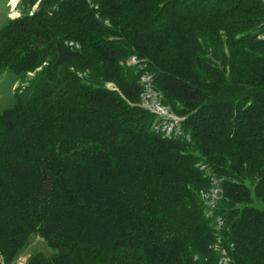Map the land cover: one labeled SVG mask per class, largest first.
I'll list each match as a JSON object with an SVG mask.
<instances>
[{
    "label": "trees",
    "instance_id": "trees-1",
    "mask_svg": "<svg viewBox=\"0 0 264 264\" xmlns=\"http://www.w3.org/2000/svg\"><path fill=\"white\" fill-rule=\"evenodd\" d=\"M19 12L0 31L23 83L0 112V264L33 238L54 255L27 264H264V0Z\"/></svg>",
    "mask_w": 264,
    "mask_h": 264
},
{
    "label": "rangeland",
    "instance_id": "rangeland-1",
    "mask_svg": "<svg viewBox=\"0 0 264 264\" xmlns=\"http://www.w3.org/2000/svg\"><path fill=\"white\" fill-rule=\"evenodd\" d=\"M22 4L23 0H0V31L7 25L9 19H14L20 16L19 6H22ZM37 7L38 5H36L34 9ZM129 63L136 64L137 60L133 58ZM33 77L34 74H29L28 80ZM144 81H148L147 76L144 78ZM22 84L23 83L18 80L13 73H0V112L12 105L14 96ZM147 89L148 91L144 97V100L146 101L144 105L159 115L158 126L163 128L162 131L166 132L167 135L172 133L177 135L181 133L180 120H173L166 109L156 104L155 98H149L153 91H150L149 87H147ZM37 253H42L48 257L54 255L53 249L50 248L45 241L40 238H33L29 248L25 251L18 264H27L28 258Z\"/></svg>",
    "mask_w": 264,
    "mask_h": 264
},
{
    "label": "bare ground",
    "instance_id": "bare-ground-1",
    "mask_svg": "<svg viewBox=\"0 0 264 264\" xmlns=\"http://www.w3.org/2000/svg\"><path fill=\"white\" fill-rule=\"evenodd\" d=\"M149 98H150V96H149ZM149 100V99H148ZM156 108V107H155ZM164 110V109H163ZM157 111V110H156ZM160 111V110H159Z\"/></svg>",
    "mask_w": 264,
    "mask_h": 264
}]
</instances>
